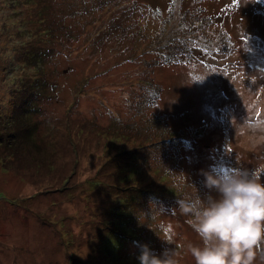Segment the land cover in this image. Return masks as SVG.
I'll use <instances>...</instances> for the list:
<instances>
[{"label": "rangeland", "instance_id": "rangeland-1", "mask_svg": "<svg viewBox=\"0 0 264 264\" xmlns=\"http://www.w3.org/2000/svg\"><path fill=\"white\" fill-rule=\"evenodd\" d=\"M0 264H264V0H0Z\"/></svg>", "mask_w": 264, "mask_h": 264}, {"label": "trees", "instance_id": "trees-1", "mask_svg": "<svg viewBox=\"0 0 264 264\" xmlns=\"http://www.w3.org/2000/svg\"><path fill=\"white\" fill-rule=\"evenodd\" d=\"M121 5H124L125 6V2L123 1L122 3H121ZM92 11L94 12V10L92 9ZM46 27H48V24H46ZM49 32H50V28H46L45 29V35H47V34H49ZM41 39V38H40ZM45 39H43L40 43H39V45L41 46V44L43 43L44 44V42H46V40L44 41ZM36 43H38V41H35V45H36ZM42 44V45H43ZM31 45H33V44H31ZM39 45H37V46H35L34 47V50H33V46H31L30 48H29V50L28 49H26V52H23L22 54H21V56L23 57V58H31V59H25V60H23V61H30V62H32V65L30 66L31 68H38V67H40L41 66V57H43V53H39L38 51H37V49H38V47H39ZM29 51V52H28ZM128 229H130V225H128ZM132 231V230H131ZM107 239H109L110 240V238L109 237H107ZM108 240V241H109ZM110 242H113V241H111L110 240ZM115 243H118V244H120L121 242H117V241H114ZM107 243H109V242H106L105 243V245L107 246ZM113 258H114V256H112Z\"/></svg>", "mask_w": 264, "mask_h": 264}]
</instances>
